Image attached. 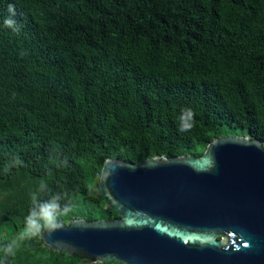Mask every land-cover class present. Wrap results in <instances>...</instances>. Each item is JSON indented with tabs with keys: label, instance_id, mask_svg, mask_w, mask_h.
I'll list each match as a JSON object with an SVG mask.
<instances>
[{
	"label": "trees",
	"instance_id": "16d2710c",
	"mask_svg": "<svg viewBox=\"0 0 264 264\" xmlns=\"http://www.w3.org/2000/svg\"><path fill=\"white\" fill-rule=\"evenodd\" d=\"M184 108L195 124L182 133ZM236 132L264 145V0H0V260L41 180L65 194L60 220H111L107 158L199 156ZM5 264L122 263L40 236Z\"/></svg>",
	"mask_w": 264,
	"mask_h": 264
},
{
	"label": "water",
	"instance_id": "95a60500",
	"mask_svg": "<svg viewBox=\"0 0 264 264\" xmlns=\"http://www.w3.org/2000/svg\"><path fill=\"white\" fill-rule=\"evenodd\" d=\"M100 189L118 218L42 235L56 250L122 264H264V145L222 135L195 156L107 158Z\"/></svg>",
	"mask_w": 264,
	"mask_h": 264
},
{
	"label": "clouds",
	"instance_id": "9594fccd",
	"mask_svg": "<svg viewBox=\"0 0 264 264\" xmlns=\"http://www.w3.org/2000/svg\"><path fill=\"white\" fill-rule=\"evenodd\" d=\"M11 14L4 19V26L10 28L14 32H18L20 25L14 19L15 7L8 6ZM194 111L191 108H184L178 118V131L188 132L194 127ZM23 161L19 157H13L10 166L22 165ZM10 166L5 167L8 171ZM49 189L45 181L41 180L36 191L30 194L31 206L27 215L24 217V230L17 233L16 237L7 242L3 247L4 259L0 260V264H5L9 257H14L20 242L30 240L42 236L45 232L52 234L62 228L60 216L71 211L70 205L65 201V194L56 192L48 195ZM42 195H47V199H43ZM63 202V203H62Z\"/></svg>",
	"mask_w": 264,
	"mask_h": 264
},
{
	"label": "rangeland",
	"instance_id": "374dc122",
	"mask_svg": "<svg viewBox=\"0 0 264 264\" xmlns=\"http://www.w3.org/2000/svg\"><path fill=\"white\" fill-rule=\"evenodd\" d=\"M229 135H244V133L236 132V133H229Z\"/></svg>",
	"mask_w": 264,
	"mask_h": 264
}]
</instances>
